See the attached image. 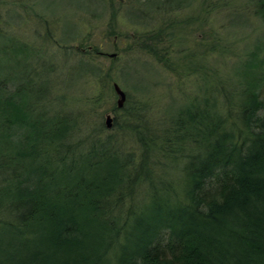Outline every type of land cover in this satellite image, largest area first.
<instances>
[{
	"label": "trees",
	"instance_id": "16d2710c",
	"mask_svg": "<svg viewBox=\"0 0 264 264\" xmlns=\"http://www.w3.org/2000/svg\"><path fill=\"white\" fill-rule=\"evenodd\" d=\"M260 60L230 86L206 81L159 136L120 108L135 165L107 140H73L67 115L38 117L31 80L0 78V264H264Z\"/></svg>",
	"mask_w": 264,
	"mask_h": 264
},
{
	"label": "rangeland",
	"instance_id": "374dc122",
	"mask_svg": "<svg viewBox=\"0 0 264 264\" xmlns=\"http://www.w3.org/2000/svg\"><path fill=\"white\" fill-rule=\"evenodd\" d=\"M256 9L255 0H0V78L31 80L38 117L67 115L73 140H107L135 165L137 133L119 117L113 83L126 95L122 108L141 116L137 131L161 135L206 81L230 86L254 57L264 63Z\"/></svg>",
	"mask_w": 264,
	"mask_h": 264
},
{
	"label": "water",
	"instance_id": "95a60500",
	"mask_svg": "<svg viewBox=\"0 0 264 264\" xmlns=\"http://www.w3.org/2000/svg\"><path fill=\"white\" fill-rule=\"evenodd\" d=\"M113 89L114 92L116 93V95L118 96L117 100H116V106L118 108H122L123 103L126 100V95L123 92V90L120 88V86L116 83H113ZM106 127H110L111 125V117H109V115H106V123H105Z\"/></svg>",
	"mask_w": 264,
	"mask_h": 264
}]
</instances>
